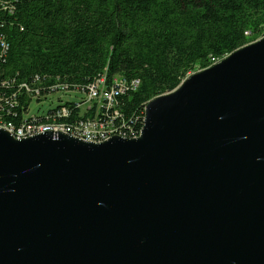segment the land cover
Wrapping results in <instances>:
<instances>
[{
	"label": "water",
	"instance_id": "water-1",
	"mask_svg": "<svg viewBox=\"0 0 264 264\" xmlns=\"http://www.w3.org/2000/svg\"><path fill=\"white\" fill-rule=\"evenodd\" d=\"M0 264H264V36L148 101L137 138L0 129Z\"/></svg>",
	"mask_w": 264,
	"mask_h": 264
},
{
	"label": "trees",
	"instance_id": "trees-1",
	"mask_svg": "<svg viewBox=\"0 0 264 264\" xmlns=\"http://www.w3.org/2000/svg\"><path fill=\"white\" fill-rule=\"evenodd\" d=\"M259 34L264 0H0V124L33 118L31 96L43 103L56 87L54 95L79 92L106 74L127 81L115 96V126L139 135L148 101ZM60 107L67 116L34 115L49 124L81 119L74 100Z\"/></svg>",
	"mask_w": 264,
	"mask_h": 264
},
{
	"label": "built area",
	"instance_id": "built-area-1",
	"mask_svg": "<svg viewBox=\"0 0 264 264\" xmlns=\"http://www.w3.org/2000/svg\"><path fill=\"white\" fill-rule=\"evenodd\" d=\"M118 84L121 85V91H124L127 85H125V79L118 77ZM113 84L109 82L106 74L102 75V80H99L98 84H88L86 87L79 88L81 97H75V108L79 109L81 119L74 125H65L63 128H55V125H42L40 122L41 117L33 114V118L25 121L21 126L14 127L11 124H0V129L7 132L20 133V139L24 138V135H37L47 131L62 132L79 140L100 143L117 136L121 138H137L139 135L128 136L127 134H120L111 132V123H115L116 117L119 116V112L116 109L117 104H111L110 88ZM63 87V86H62ZM70 88H66V94L69 93ZM49 96H54V92L51 95H45V100ZM32 103L43 104L36 102V96H31L28 106ZM63 107V106H62ZM52 108L56 111L57 115L67 116V112L64 108ZM49 109L45 114L40 116H46L50 113ZM111 111V112H110Z\"/></svg>",
	"mask_w": 264,
	"mask_h": 264
},
{
	"label": "rangeland",
	"instance_id": "rangeland-1",
	"mask_svg": "<svg viewBox=\"0 0 264 264\" xmlns=\"http://www.w3.org/2000/svg\"><path fill=\"white\" fill-rule=\"evenodd\" d=\"M263 36L264 35L259 34L257 36V38L255 40H253L252 42L262 38ZM196 71H198V70H196ZM76 96L78 98L81 97V93H79L78 91H70L67 94H66V92H60V93H57L54 96H49L47 98V100L43 101L44 103L41 104V105L40 104H36V103H32L31 104V111H30V113H28V115L30 117L33 114H37V115L45 114L49 109L55 108L58 105H60L61 103H63V102L71 101L73 99H77V98H75ZM8 133L13 135L11 132H8Z\"/></svg>",
	"mask_w": 264,
	"mask_h": 264
},
{
	"label": "bare ground",
	"instance_id": "bare-ground-1",
	"mask_svg": "<svg viewBox=\"0 0 264 264\" xmlns=\"http://www.w3.org/2000/svg\"><path fill=\"white\" fill-rule=\"evenodd\" d=\"M99 80H102V75L101 76H99L98 78H96L94 81H92L90 84H98L99 83ZM109 82L111 83V84H113L112 86H111V88H110V96H111V104H116L115 103V96H116V93L119 91V92H122L121 91V85L120 84H118V77L117 76H115V77H112L111 78V81L109 80ZM127 81L125 80V85H127V83H126ZM134 84H136V83H134ZM132 85V84H131ZM61 86V85H60ZM57 88H59V87H56V90L55 91H57L58 89ZM75 89V88H74ZM65 90V89H64ZM77 90V89H76ZM54 91V92H55ZM73 91V90H72ZM52 94V93H51ZM45 97V96H44ZM42 98V97H41ZM40 98V99H41ZM43 99H45V98H43ZM37 101H39V98H38V100ZM44 103V102H43ZM30 113V112H29ZM48 118V117H47ZM30 119V118H29ZM61 123V122H60ZM41 124L42 125H51V124H53V125H55V128H63V124H54V123H51V124H49V123H42L41 122ZM141 130H142V128H141ZM141 130H140V132H141ZM111 132H114V133H120V134H126L125 132H123L122 131V127L121 126H119V127H117V126H115V124L114 123H111ZM140 132H139V135H140ZM13 135V137L14 138H16V139H20V133H15V132H11ZM28 137H31V135H24V138H28Z\"/></svg>",
	"mask_w": 264,
	"mask_h": 264
}]
</instances>
